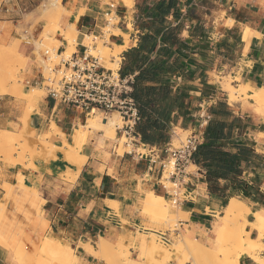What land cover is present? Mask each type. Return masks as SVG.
<instances>
[{"label": "crops", "instance_id": "crops-1", "mask_svg": "<svg viewBox=\"0 0 264 264\" xmlns=\"http://www.w3.org/2000/svg\"><path fill=\"white\" fill-rule=\"evenodd\" d=\"M45 5L47 0H0V25L15 27L31 19L26 24L29 29ZM135 5L136 0L129 7L118 0H61L63 12L59 20L60 28L65 30L69 25H74L77 31V44L72 54L79 56L88 49L83 44L88 36L104 41V46L111 50L114 46L125 47L119 57V74L124 53L136 48L138 43L139 31L134 27ZM174 12L175 18L172 16ZM111 14L117 23L111 26L110 35L105 41L103 30L109 26L105 18ZM167 21L173 28L179 29L177 39L183 47L179 51L174 46L168 53L170 58L167 63L171 67L169 101H174L175 106L165 133L166 143L151 146L141 143L139 137L132 135L129 139L134 141L133 152L122 155L116 154L117 147L103 150L94 147L93 143H85L81 152L86 157L85 163L81 167L68 165L58 151L62 139L71 142L74 128L77 124L82 125L87 117L53 101L47 94L44 97L42 94L28 115L25 102L17 101L10 94L0 95V135L21 130L23 127L19 121L28 116L27 128L34 131V140L45 139L48 133L54 134L52 123L62 137L53 136V149H39L40 156L34 159V168L20 164L8 166L0 162V197L4 194V184L18 187L16 177L22 173L24 185L35 188L44 201L41 216L48 223L45 238L56 239L68 246V250L75 254L76 264H105L106 261L104 263L100 259L104 255L96 256V248L105 239L115 241L117 237H128L135 233L140 222L136 213L140 193L151 192L165 199L159 170L166 159H160L158 153L167 155L166 151L172 149L176 129L190 133V137H195L201 144L212 118L208 110L217 103H225L232 115L243 122L240 138L245 142V148L257 155L248 157L242 163L239 179L250 186L249 177L259 173L258 168L254 171L256 168L253 165H258L264 171V144L256 138L264 134L263 115L252 103L246 102L252 109L239 106L240 110H244L239 116L225 98H220L224 94L215 80V77L230 76L233 80L238 79V86L264 85V0H178ZM226 22H229L228 26ZM35 27L30 34L24 32L28 40L37 41L45 23L37 22ZM246 30L251 34H247ZM114 31L118 33L114 34ZM54 38L60 44L57 54L65 53L67 44L63 38L59 33ZM10 40L11 43L19 40L15 31H11ZM35 50V45L28 41L21 42L18 47L19 54L27 59L21 75L31 84L40 79V71L35 65ZM151 117L155 118L156 114L153 113ZM237 135L236 132L235 137ZM244 137L251 143L248 144ZM139 150L144 153H139ZM189 166L194 170L183 176L188 181L183 186L186 195L180 205L181 210L188 214V222L183 226L188 228L191 236L200 232L210 237L206 242L195 238L198 243L205 244L202 246H209L218 223L211 225L210 229L206 224L221 212L230 198H237L241 194L229 195L228 190L211 194L205 182V172L192 163ZM67 173L68 179L65 178ZM226 184L227 181H219L220 187ZM261 203L256 201L252 206ZM252 206V211L258 209ZM259 206L264 208L263 204ZM251 235L256 236V232H251ZM132 245L138 252V258L128 260L143 258V253H146L141 251V246L138 243ZM130 254L134 255V252ZM7 257V252L0 248V264H6ZM261 257L264 259V253H261ZM240 264L255 263L242 256Z\"/></svg>", "mask_w": 264, "mask_h": 264}, {"label": "rangeland", "instance_id": "rangeland-1", "mask_svg": "<svg viewBox=\"0 0 264 264\" xmlns=\"http://www.w3.org/2000/svg\"><path fill=\"white\" fill-rule=\"evenodd\" d=\"M122 1L118 0V2L124 3L126 6L129 7L130 1L128 0ZM63 12V9L61 7V0H47V6H44L43 12L41 11L40 16L30 25V28H26V24L31 21V19H27L24 22L17 24L15 27L11 25H0V91L5 90L10 93L11 96H13L17 101L19 102H25L26 103V112L29 115L31 113L32 108L35 106L37 101L35 99L41 94H43V97L47 94L45 88L42 89H32L29 86L25 85V79L22 77L21 73L25 70L27 59L23 58L19 52L18 47L23 41H28L33 43V40H28L26 38V35L24 34L25 31L28 32V34L32 33L36 29L35 25L37 22H44L45 27L42 30V32L39 34L38 40L34 41V45L36 47V50L34 52L35 56V65L41 71L44 77H48L49 75H52V69L57 66L59 58L53 59L51 62L46 60L43 56L44 52L46 50H53L55 53L58 46L60 45L59 42L55 41L54 35L56 33H59L60 36L64 32H68L70 28H74V25H69L67 29L63 30L60 28L59 20L60 16ZM114 15L108 16L106 18L107 21L112 19L113 22L112 25H115L117 23L116 19H113ZM220 17H223V13L220 14ZM105 18V19H106ZM116 20V21H115ZM226 25H229V22H226ZM106 30V29H104ZM11 31H15V33L18 35L19 40H15L11 43L10 40V33ZM105 41L108 39V34L105 33ZM64 40V39H63ZM70 39L64 40L67 44L66 52L62 55L65 57H69L73 53V48L77 44V42L73 39L71 41H68ZM98 41V42H97ZM55 42V43H54ZM41 44V45H40ZM43 44V45H42ZM56 44V45H55ZM73 44V45H72ZM75 44V45H74ZM90 53L94 56H98L100 58L101 65H104L105 62H111L113 61L112 54L116 52L117 50H114V48L108 49V54L99 55L100 54V48L101 45L104 46V41L100 39H94L93 37L89 40L85 38L84 43ZM101 44V45H100ZM38 46V47H37ZM47 47V48H46ZM106 47V46H105ZM108 48V47H107ZM125 47L123 48V50ZM98 53V54H97ZM116 54V53H115ZM122 52L119 53L118 58L121 56ZM103 56V57H102ZM118 68V66H117ZM115 68V70H117ZM115 70H113L115 72ZM53 76V75H52ZM215 77V76H214ZM215 80L219 82V87L221 89V92L224 94L223 96H220V98H225L227 102L229 103L233 111H235L239 116L244 111L243 109H250V105L241 101L239 98H236L234 103L230 102V93L226 90L227 84H230L234 89H238L239 86L236 82V80H233L230 76H227L226 78H216ZM27 94V95H26ZM1 95V94H0ZM26 95V96H25ZM239 106H242L243 111L240 110ZM252 109V108H251ZM254 112V111H253ZM113 113L103 114L102 112L97 111L96 117L102 122V119L104 117H110ZM256 114V113H255ZM88 118V117H87ZM27 120L28 116L21 119L19 122L22 124V129L17 131L14 130L11 133H6L0 135V162L11 166L20 164L22 166H25L27 168H34V159L39 154V149L41 150H49L53 149V143L51 139L54 135H56V131H53L54 134L48 133L45 136V139L34 140V131L27 128ZM85 120V118H84ZM255 120H257L255 118ZM258 121V120H257ZM86 122V120H85ZM82 123V125L85 124ZM122 122L120 119V124L117 128H121ZM51 128L53 130V125L51 124ZM55 130V128H54ZM183 132V133H182ZM115 139L114 140H108V139H102V131H90L87 133V142L88 144L93 143L94 147L100 148V149H114L117 147L116 154L122 155L126 152H133V146L134 143L133 140L129 139V137H125L122 135V132L116 129L115 131ZM26 135H32L31 137H26ZM190 137V133L184 132L182 130L176 129L174 134V139L172 142L171 148H179V146L183 143H185L186 139ZM253 138V136H250ZM243 138V136H242ZM246 139V142L248 144L251 143L247 137H244ZM259 141H264L263 138L256 137ZM261 141V142H262ZM65 146V147H64ZM34 147H37L33 150ZM264 148V147H263ZM77 144L74 145H68L64 144L63 140L61 142V146L59 147L60 154H73L72 157H77ZM264 152V150H262ZM139 153L143 154L144 152L139 150ZM160 159H166L165 162L162 164H165L167 166L166 171L162 175V169L160 165L159 170V179H161V187L163 189L165 200L169 205L173 207L171 210V214L174 216V219L171 217V223L170 224H162L158 229L152 230V232H155V236L151 235V228L152 225L145 219V215L148 213V210H145L142 207V203L144 200V196L146 192L140 193L141 196L138 200L136 213L138 216V219L140 220L139 225L136 230H134V234H130L128 237H124L123 241L120 242L118 238L115 241H110V245L106 248V251L104 255L100 259H102L105 263H112L113 264H126L128 258L131 257L134 259L138 258V252L133 249V245L135 243H138L141 246V242L136 240V237L139 234L143 235V238H147L151 243H159L161 246L166 247L169 249V246L171 244H175L178 242L179 238L181 236L188 237L190 239L198 238L202 242L208 241V236H204L200 232H197L193 234L192 237L188 232V228L186 226H183L184 223L188 222V214L183 213V211L180 208V205L185 198L186 195L185 189L183 186L188 183L186 179H183V182H176L169 178V174L172 171V165L171 160L169 158V154H160L158 153ZM254 168H258L259 173L258 175H254V177H249V183L251 184V191L249 193L248 198L245 197L244 194L239 195L237 197L238 201H240L243 204H246L247 206L251 207L253 202L261 201L264 205V171L261 167H258V165L254 164ZM194 168L189 166L187 169H185V173H191L193 172ZM167 174V175H166ZM17 174V181H18V187H22L27 191L28 193L31 191V188L27 187L23 184H21L18 180ZM166 175V176H165ZM165 176V177H164ZM69 174L67 173L65 175V178L68 179ZM167 177V180L165 178ZM166 182H171L172 186L169 189H166L165 186ZM164 186L166 187L164 189ZM16 187L17 189H19ZM16 188L10 187L8 185H3L2 190L4 194L0 197V201L3 199L4 195L6 193H12L13 190H16ZM38 193V192H37ZM176 194L178 197L175 198L176 202L173 201V194ZM31 198V195L28 194L27 196H15L12 197L9 204L1 210L0 212V220L4 219V217L10 218V223L6 222L4 225L1 226L2 230H16L27 234V238L25 239V242H21L16 246V249H21V254L18 257H13V251H11L9 248H7L5 251L8 254L6 264H76L75 258L72 259L70 252L67 250L66 246L64 244L59 243L57 246L50 247L48 245H44V241H49V237L44 236L45 229L47 228L48 223L45 224L43 227L42 225L39 226L38 218H35L38 216L35 212H31L29 208L27 207V202ZM146 198V196H145ZM14 199V200H13ZM21 203V204H20ZM228 203V202H227ZM26 204V205H25ZM261 204L254 205L252 208H259ZM178 211L176 210L177 208ZM177 212V213H176ZM176 213V214H175ZM182 213L184 215H182ZM179 214V215H177ZM186 214V217H185ZM177 215V216H176ZM223 217V209L220 213L215 214V217L211 220L210 223L206 224V227L210 229L211 225L215 226L216 223L221 222V218ZM34 219L33 226L32 223L30 225L28 222ZM166 219V217L164 218ZM220 219V220H219ZM250 221V219H248ZM124 223V222H123ZM35 224V225H34ZM28 225V226H27ZM39 227V229H38ZM44 228L43 229H41ZM239 227V225L235 222L231 225H229L222 233L223 237L225 239V246L229 248V246H234V243L237 239L236 236V229ZM34 228V229H33ZM39 230V231H38ZM245 230L249 232L250 228L245 227ZM34 233H33V232ZM43 231V232H42ZM36 233V234H35ZM158 234H164L165 237L168 239V243H164L161 238L157 237ZM37 235V236H35ZM149 235V236H148ZM203 235V237H202ZM216 235V229H214L213 234V240ZM252 236V235H251ZM121 237V236H120ZM253 237V236H252ZM255 237V236H254ZM152 239V240H151ZM42 240H44L42 242ZM213 242V241H212ZM199 243L202 245H205L204 243ZM98 245V244H97ZM18 247V248H17ZM26 248L29 250L28 253H25ZM225 248V251L219 254L217 258L214 257H206L205 253H195L194 256L197 259H201L202 264H220V262L224 257L225 253H227V250L230 251L232 248L227 249ZM23 249V250H22ZM32 249H35L37 252L32 254L30 251H33ZM97 249V248H96ZM133 251L134 255H131L130 252ZM260 252L259 255L261 256ZM223 254V255H222ZM199 257H198V256ZM208 255V254H207ZM100 256V255H96ZM11 257V258H10ZM13 257V258H12ZM75 257V254H74ZM187 254H183L182 256L178 258H173L172 256H158V257H150L147 254L143 253V258H139L138 260L146 261L147 264H177L182 259L186 258ZM203 257V259H202ZM188 258V257H187ZM211 260H210V259ZM215 259V260H214ZM205 260V261H204Z\"/></svg>", "mask_w": 264, "mask_h": 264}, {"label": "trees", "instance_id": "trees-1", "mask_svg": "<svg viewBox=\"0 0 264 264\" xmlns=\"http://www.w3.org/2000/svg\"><path fill=\"white\" fill-rule=\"evenodd\" d=\"M178 0H136L134 27L139 31L137 47L124 53L121 79L132 77L129 97L133 100L138 123L134 137L141 143L157 146L166 143L168 125L174 101H169L171 67L168 53L172 47L181 50L183 44L177 39L179 29L167 21ZM175 18V12L172 14ZM185 47V46H184ZM155 57L153 58V56ZM137 73L135 76L134 73ZM156 117H151L152 114ZM209 121L203 142L196 148L191 163L205 172V182L211 194L229 191V195L244 194L248 198L251 186L241 181L242 163L252 154L245 148L239 132L243 122L234 117L225 103H217L208 110ZM188 120L192 121L191 118ZM238 133L235 137V133ZM227 181L224 187L219 181Z\"/></svg>", "mask_w": 264, "mask_h": 264}, {"label": "bare ground", "instance_id": "bare-ground-1", "mask_svg": "<svg viewBox=\"0 0 264 264\" xmlns=\"http://www.w3.org/2000/svg\"><path fill=\"white\" fill-rule=\"evenodd\" d=\"M122 1H125V0H122ZM129 1H130V5H132L133 0H129ZM222 12H224V11H222ZM107 19L108 18H106V20ZM113 19H116V18L113 17ZM111 20L112 19L108 20L109 26L106 28V30H103L107 34H108V32H111V26L113 23ZM229 22L232 23L231 21H229ZM245 32L249 35L251 34L249 30H246ZM117 33H118L117 31H114V34H117ZM109 35L110 34H108V36ZM61 37L64 40L70 39L68 41H71V39H73L76 41L77 31H76L75 27L70 28L68 30V32L62 33ZM91 38L92 37H89V36L86 37L87 40H89ZM55 41L58 42V40H55ZM33 43H34V41H33ZM98 49L101 50L99 55L105 56L106 54H108V51H107L108 48L107 47L101 45V47ZM114 50H117V51L114 52V54H112L113 61L105 62L104 65H102V68L106 71L115 70V68H117V66L120 62L118 55L120 52L123 51V47L114 46ZM236 81H238V79H236ZM226 90L230 93L229 94L230 95L229 100L231 103L236 102L235 97L239 98L241 101H243L245 103L246 102H250V104L252 103L253 106L259 112V114L263 115V121H264V85L263 86L261 85L259 87H254V86H251L249 84H244V85L239 84V88L234 89L230 84H227ZM0 94L5 95V94H10V93L8 91L1 90ZM41 98H42V94L40 93V95L35 99V101H38ZM96 112L97 111L94 110L91 114L88 115V118H87L84 125L77 124V127L74 128L73 133L71 135V142H68V141L62 139L64 144H68V145L77 144V148H78L77 149V157H72L73 154H67V155L61 154L62 160L66 164L76 165L78 167H81L85 163L86 157L84 155H82L81 152H82V148L85 145L86 140H87V135H88L87 133H89L90 131H96V130L102 131V134H101L102 139H108V140H114L115 139V134H116L115 131L120 124V117L118 116V114L113 113L110 117H104L102 119V122H101L100 121L101 119L99 120L96 117ZM52 125L55 128V130L53 128V131L57 132L56 135H58L60 138H62L60 135L59 129L56 128V126L53 123H52ZM31 136L32 135H26V137H31ZM259 136L264 139V134H261ZM262 142L264 144V141H262ZM36 148L37 147H34L33 150ZM77 172H78V170H77ZM18 180L21 184L24 183V176L22 173H19ZM165 180H167V177L165 178ZM165 186L167 187V189H169L172 186V183L166 182ZM18 188L19 189L16 188V190H13L12 193H6V195H4L3 199L0 201V211L3 210L7 206V204H9L12 197L27 196L28 194H30L31 198L26 203L27 207L29 208V210H31V212H35L36 214H38V216L35 218H38L37 220L40 223L39 226L40 225L45 226L47 221L45 219H43L41 216L42 215L41 214V211H42L41 206L43 205L44 201L39 197L37 190L35 188H31V191L28 193L22 187H18ZM145 196H146V198H145ZM145 196H144V200H143L141 208L148 210V213L145 215V219L152 225L151 235L155 236V232H152V230L158 229L160 226H162V224H165V225L170 224L172 221L171 217H172V219H174V216L170 215L171 214L170 212L173 209V207L171 205H169L164 198L156 196L151 192H146ZM238 199L235 197L230 198L228 203L226 204V206L223 208V217L221 218V222H219L215 227L216 235H215L213 242L209 246H202L195 239H190L188 237L181 236L179 238L178 242L175 244H171V246H169V249H168L166 247L161 246L159 243H151L150 244L148 237L145 239V238H143L142 234H139L136 237V240L141 242V247H140L141 251L145 252L150 257L172 256L173 258H178V257L182 256L183 254H187L188 258L186 257V258L182 259L177 264H202L201 259L195 258L194 254L202 252V253L206 254V257L210 256V257H214L216 259L217 256L219 254L221 255V253H223L225 251V248H227L225 246V239L223 237L222 232L229 225L236 222L239 225V227L236 229L237 239L234 243V246H229V248L231 247L232 250H230V251L227 250V253H225V255L222 254L224 258L218 263H220V264H240L241 257L245 256V257L249 258L251 261H253L255 264H264V259L259 255L260 252L264 253V208H258L257 210L252 211L249 206L241 203L240 201H238ZM176 210L178 211L179 209L177 208ZM183 213H185V212H183ZM183 213H182V215H184ZM177 215H179V214H177ZM165 217H166V219H164ZM185 217H186V214H185ZM248 218H250L251 221H249ZM32 221L34 222V219H32L31 222L29 221L28 224L30 225V223H32ZM6 222L10 223V218L6 219L4 217V219L0 220V248H2L4 250L9 248L11 251L14 252L13 257H18L21 254V251H20L21 249L20 250L16 249V246L21 242H25V239L28 237L27 236L28 233L26 232L27 233L26 234V233L16 231V230H14V231L13 230L12 231L11 230H2L1 226L4 225ZM6 225H7V223H6ZM32 227H35V226H33V223H32ZM245 227H249L250 232H247L245 230ZM38 229H39V227H38ZM41 229L44 230V228H42V227H41ZM251 232H256V236L252 237ZM35 236H37V235H35ZM157 237L161 238L158 235H157ZM123 239H124V237H122V236L118 238V240L120 242H122ZM43 241L44 240H42V242ZM58 244H59V242L56 239L44 241L45 246L48 245L50 247H54V246H57ZM109 245H110V241L105 239L98 246L96 255L104 254L106 251V248ZM66 248L68 250V246H66ZM229 248H227V249H229ZM28 250L29 249L26 248L25 253H28L27 252ZM32 250L33 251H30L32 254L37 252L35 249H32ZM70 254H71L72 259H74L75 258L74 253L70 252ZM202 259H203V257H202ZM107 264H113V262L107 263ZM126 264H147V262L142 261V260H135V261L127 260Z\"/></svg>", "mask_w": 264, "mask_h": 264}, {"label": "built area", "instance_id": "built-area-1", "mask_svg": "<svg viewBox=\"0 0 264 264\" xmlns=\"http://www.w3.org/2000/svg\"><path fill=\"white\" fill-rule=\"evenodd\" d=\"M63 54L46 50L43 56L49 62L59 58L57 66L52 69L53 76L46 78L40 71V79L35 84L25 81V85L32 89L45 88L47 96L53 101L86 117L94 110L103 114L116 113L122 122L121 128L117 129L123 136L131 137L139 121L135 104L129 97L132 77L121 79L118 69L115 72L104 70L100 58L92 55L89 49L79 56L71 54L65 57ZM198 145V139L189 137L179 148L166 151L172 165L169 178L175 183L183 182L185 169L191 164V157ZM161 169L163 175L167 166L161 164ZM172 197L176 202L178 196L174 193ZM158 236L164 243H168L164 234Z\"/></svg>", "mask_w": 264, "mask_h": 264}]
</instances>
